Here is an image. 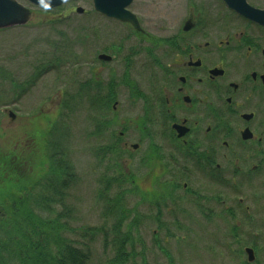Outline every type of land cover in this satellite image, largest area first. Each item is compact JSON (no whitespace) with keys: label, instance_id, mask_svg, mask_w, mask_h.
Masks as SVG:
<instances>
[{"label":"flooded vegetation","instance_id":"af4514ba","mask_svg":"<svg viewBox=\"0 0 264 264\" xmlns=\"http://www.w3.org/2000/svg\"><path fill=\"white\" fill-rule=\"evenodd\" d=\"M220 1L225 9L188 10L162 46L161 39L143 46L140 37L127 52L118 43L94 49L91 62L99 66L91 69L90 105L104 111L102 134L111 150L104 165L112 176L152 193L157 209L175 214L173 224L210 223L225 214L234 223L226 258L264 264V23ZM245 3L264 10V0ZM143 51L151 74L138 86L131 81L138 74L132 59ZM119 86L126 87L127 101ZM119 99L138 110L134 142L131 120L117 117ZM152 219L162 222V215ZM215 249L208 253L216 255Z\"/></svg>","mask_w":264,"mask_h":264},{"label":"rangeland","instance_id":"374dc122","mask_svg":"<svg viewBox=\"0 0 264 264\" xmlns=\"http://www.w3.org/2000/svg\"><path fill=\"white\" fill-rule=\"evenodd\" d=\"M18 1L29 9L28 20L23 25L0 29V152L21 150L27 156L34 150L44 152L41 149L45 146L47 133H57L56 127L63 122V133H69L66 141L69 142V157L76 174L67 197L72 211L71 230L79 226H103L111 236L117 216L106 212V204L98 193L102 188L99 174L104 171L105 160L98 159L94 150L103 145L106 138L102 134L95 135L94 126L106 119L104 111L93 108L90 103L95 102L94 98H89L92 92L91 69L96 70L99 66L98 63L92 64V52L105 43L121 44L127 52L130 45L139 46L140 37L144 39L143 46L159 45V39L162 46L163 39L180 27L188 10L195 11L199 7L225 9L224 5L220 0H133L128 9L137 15L140 28L147 32L141 36L131 30L128 22H118L96 12L91 0H65L53 8H41L27 0ZM78 6L84 11L75 12ZM121 60L122 56L109 66L114 68ZM132 60L138 71V74L131 75L132 84L135 81L142 86L151 74V58L143 51ZM103 80V77L98 79L100 83ZM118 89L120 99L127 101L126 87L119 86ZM121 100L117 117L126 122L131 120L130 135L134 142L138 110L128 108ZM65 102L70 106L65 107ZM45 160L46 157L43 162ZM28 169L25 163L20 167L22 173ZM114 186L107 193L110 198L122 190ZM0 188H3L1 183ZM139 192H123L119 196L124 214L128 215L123 228L126 230V223L133 219L136 220L133 223H137L130 234L134 247H126L127 251L133 249L126 264L232 263L231 258H226L224 248L230 246L234 223L225 214L210 223L173 224L171 217L174 213L165 206L157 209L152 193L140 189ZM225 199L228 200L227 195ZM157 211L162 215V222L152 219ZM80 233L77 230L67 235L88 242L80 237ZM101 236L102 233H98L90 243L92 255L88 264H107L114 252L113 247L103 248ZM209 247L221 252L215 249L216 255H210Z\"/></svg>","mask_w":264,"mask_h":264},{"label":"trees","instance_id":"16d2710c","mask_svg":"<svg viewBox=\"0 0 264 264\" xmlns=\"http://www.w3.org/2000/svg\"><path fill=\"white\" fill-rule=\"evenodd\" d=\"M85 89L88 93L89 88ZM64 106L70 105L65 102ZM62 123L56 127L57 133H47L45 146L41 149L44 152L34 150L28 156L18 149L0 152V183L3 185L0 188V264H88L92 255L90 243L98 233H102L103 248L114 249L106 263L126 264L133 253V249L127 251L126 247H134L130 234L137 223H133L136 221L133 219L126 223V230L123 228L128 215L124 214L119 196L123 192L140 193L139 189L133 185L124 186L129 184L127 177L112 176L104 165V171L99 174L102 188L98 193L106 204V212L117 216L111 229L113 233L109 236L103 226H79L72 231L69 222L72 211L67 197L76 174L69 157V142L66 141L69 133H63ZM97 124L95 135L100 136L105 122L98 127ZM107 144L104 142L94 150L98 159L105 160V154L111 151ZM23 163L29 166L25 173L20 170ZM113 185V188L122 190L110 198L107 193ZM77 230L88 242L67 235Z\"/></svg>","mask_w":264,"mask_h":264},{"label":"water","instance_id":"95a60500","mask_svg":"<svg viewBox=\"0 0 264 264\" xmlns=\"http://www.w3.org/2000/svg\"><path fill=\"white\" fill-rule=\"evenodd\" d=\"M33 5L42 8H53L65 0H27ZM93 8L102 15L117 21L129 22L135 29L141 30L138 20L128 6L133 0H91ZM230 9L240 11L244 16L255 18L264 23V10L250 7L245 0H222ZM77 12H83L81 7H76ZM29 9L18 0H0V28L24 24L28 20ZM184 29H187L186 27ZM106 58L105 56H102ZM108 59V58H107Z\"/></svg>","mask_w":264,"mask_h":264}]
</instances>
